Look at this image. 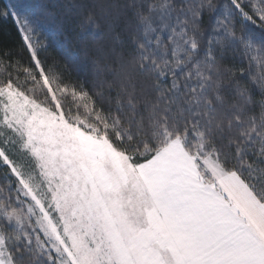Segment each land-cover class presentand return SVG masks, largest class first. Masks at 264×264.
Returning a JSON list of instances; mask_svg holds the SVG:
<instances>
[{
	"label": "snow or ice",
	"instance_id": "snow-or-ice-1",
	"mask_svg": "<svg viewBox=\"0 0 264 264\" xmlns=\"http://www.w3.org/2000/svg\"><path fill=\"white\" fill-rule=\"evenodd\" d=\"M0 18V264H264V0Z\"/></svg>",
	"mask_w": 264,
	"mask_h": 264
},
{
	"label": "trees",
	"instance_id": "trees-1",
	"mask_svg": "<svg viewBox=\"0 0 264 264\" xmlns=\"http://www.w3.org/2000/svg\"><path fill=\"white\" fill-rule=\"evenodd\" d=\"M10 2V0H0V11ZM28 3H38L39 0H27ZM47 32L41 35L44 39ZM0 46H8L18 49L21 46V37L11 19L0 18Z\"/></svg>",
	"mask_w": 264,
	"mask_h": 264
}]
</instances>
